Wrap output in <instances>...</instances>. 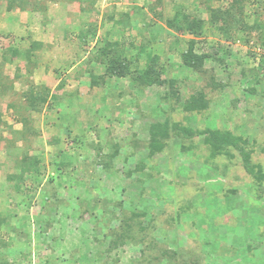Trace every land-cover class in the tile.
I'll return each mask as SVG.
<instances>
[{
	"label": "rangeland",
	"instance_id": "obj_1",
	"mask_svg": "<svg viewBox=\"0 0 264 264\" xmlns=\"http://www.w3.org/2000/svg\"><path fill=\"white\" fill-rule=\"evenodd\" d=\"M230 2L162 0L154 7L158 18L146 0H14L13 7L24 9L13 11L7 10L8 0H0L1 26L10 12L23 19L31 15L56 33V54H85L78 67L89 68L84 76H75V69L73 86L62 80L49 105L37 112L26 109L22 88L13 92V108L3 109L2 261L264 264V180L259 185L245 173L236 151L212 158L203 137L186 141L173 135L154 156L148 150L150 126L164 120L195 130H226L248 141L252 162L264 172V59L257 35L239 32L226 40L206 22L198 39L205 44L198 48L212 59L191 70L181 65L180 53L192 36L165 26L180 7L207 20L204 4ZM244 6L249 25L256 12H264V0ZM106 40L129 44V60L145 45V52L160 56L163 78L173 86L167 81L141 88L128 76L104 78L96 50ZM145 62L142 55L140 70ZM212 76L217 88L207 86ZM199 90L208 108L184 112L182 104ZM23 117L32 131L22 126ZM25 155L35 156L38 164L24 185L7 186ZM57 165L63 169L57 171ZM140 212L144 215L134 216Z\"/></svg>",
	"mask_w": 264,
	"mask_h": 264
},
{
	"label": "trees",
	"instance_id": "obj_2",
	"mask_svg": "<svg viewBox=\"0 0 264 264\" xmlns=\"http://www.w3.org/2000/svg\"><path fill=\"white\" fill-rule=\"evenodd\" d=\"M146 1H148L150 4L148 6L149 11L153 15H157L158 18H160V14L155 12L154 7L161 5L162 0H154L153 2L151 0ZM195 1H199V4L202 2V0ZM218 1L220 0H210L212 3ZM13 2L14 0H8V11L24 9L23 6L13 7ZM246 2H248V0H231V2L228 3L226 7H215L210 4H204V7H206L205 10L208 13L207 20L200 18L198 16L199 14L196 16L193 13L185 11L183 7L177 9L174 17L165 21V26L170 30H177L181 33H186L192 36V38L186 42V49L180 53L181 65L186 69L200 70L203 68L208 59H212L211 54L201 51V49L198 48V43L205 44L202 40L199 41L198 39L203 35V28L206 22L209 24V28L217 31L219 34L225 37L226 40L233 38V36L239 32L246 35L248 33L254 32L259 38L257 39V43H259L261 49L260 56L264 59V12L260 14L256 12L252 25H249L245 21L244 17V5ZM193 8L196 9V6ZM42 10L37 11L40 13ZM198 11L200 10L198 9ZM245 40V42L249 44L250 41L247 37ZM34 46L39 47V44H31L30 49L34 48ZM128 48L129 44L127 45L122 41L110 42L107 40L104 42L102 47L97 48L96 62L104 65V78H123L128 76L134 85L141 88L150 86L160 87L167 81L170 87L173 86V81L163 78L165 69L164 66L159 64L160 56L152 54L148 51L145 52V45H139V52L136 54V56H133L132 60H129L125 54V51H127ZM142 50L144 52H140ZM6 53L11 54L12 57L13 55L16 56L17 54H24L19 52L17 49H10V51L7 50V52H3V56L6 57ZM142 55L146 56L144 70L139 69V61ZM207 86L210 88L218 87V84L213 76L210 78ZM50 93V89L45 86L29 87L27 93L25 94L27 99L26 109L28 108V111L31 110L32 112H37L42 107V105H49ZM208 105L209 101L205 92L199 90L191 95L188 100L182 104V109L186 113L202 112L208 108ZM9 108L12 109L13 105H10ZM21 121L25 130H33L27 126V124L30 122L28 117H23ZM3 125H5V122L2 121L0 114V128ZM171 135L180 140L186 141H190L196 136L203 137V144L208 147L209 156L212 158L222 154L232 157V155L228 154L227 150L231 149L236 151L240 157L241 165L245 173L250 178H252L254 182L258 183L259 185L262 184L264 180V172L262 167L259 164H254L252 162L251 157L253 152L248 148V141L243 139L241 136L234 135L232 132L226 130L221 131L207 128L204 130H195L182 126L180 123H170L168 120H164L163 122H157L150 126L148 144L149 155L154 156L158 152L165 149L168 141L171 138ZM61 156H64V159L62 158V160H68L69 156L66 157V155L62 154L60 157ZM38 160L39 159H37L35 156H23L18 164V167L15 169L17 174H15V176L13 174L14 177L9 175L6 185L13 187L17 186V184H19V187L21 184L24 185L25 179L29 177L30 173L33 172L31 169L34 168L33 165L35 163L38 164ZM62 166L63 165L58 166L57 171L59 169L62 170ZM143 215V212L134 214L135 217ZM162 256L167 258L170 257L167 252H162ZM0 264L9 263L4 260L2 261L0 257Z\"/></svg>",
	"mask_w": 264,
	"mask_h": 264
},
{
	"label": "crops",
	"instance_id": "obj_3",
	"mask_svg": "<svg viewBox=\"0 0 264 264\" xmlns=\"http://www.w3.org/2000/svg\"><path fill=\"white\" fill-rule=\"evenodd\" d=\"M15 15V13H8L5 24L0 25V34L3 36V39L0 40L2 41L0 47H4V50L9 49V51L17 49L24 53L13 55V57L11 54H5V57L0 52V114L3 122H5L3 109L12 105L14 91L19 88L27 91L31 86H45L52 92L53 88H56L62 80L63 83L65 80L70 83L71 79L77 78L75 76H84L86 70L89 69L86 65L83 68L78 67L85 61V54H56V51L58 53V48L55 45L56 33L47 24L45 27L40 26L41 21L33 20L31 15H27L26 19H23L25 16L19 18ZM36 22L38 27L35 26ZM1 28L3 29L1 30ZM31 44H39V47L34 46L30 49ZM77 58L78 60H76ZM75 69L78 70L74 76ZM8 71L9 73H7ZM74 82L76 85L78 84L77 79ZM69 85L73 86L71 83ZM51 95L50 93L49 101L52 99ZM7 122L9 121L7 120ZM34 154L36 153L34 152Z\"/></svg>",
	"mask_w": 264,
	"mask_h": 264
}]
</instances>
